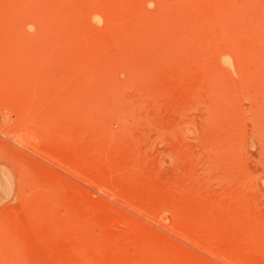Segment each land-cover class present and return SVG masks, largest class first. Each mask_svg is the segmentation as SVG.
Returning a JSON list of instances; mask_svg holds the SVG:
<instances>
[{
  "label": "rangeland",
  "instance_id": "374dc122",
  "mask_svg": "<svg viewBox=\"0 0 264 264\" xmlns=\"http://www.w3.org/2000/svg\"><path fill=\"white\" fill-rule=\"evenodd\" d=\"M263 89L264 0H0V264H264Z\"/></svg>",
  "mask_w": 264,
  "mask_h": 264
},
{
  "label": "bare ground",
  "instance_id": "6f19581e",
  "mask_svg": "<svg viewBox=\"0 0 264 264\" xmlns=\"http://www.w3.org/2000/svg\"><path fill=\"white\" fill-rule=\"evenodd\" d=\"M223 59H225V57H223ZM230 63V62H229ZM228 65V64H227ZM254 82V81H253ZM250 86H251V84H250ZM260 89H262V88H260ZM264 90V89H263ZM263 92V91H262ZM262 94V93H261ZM262 101V100H261ZM260 114V113H259ZM264 115V114H263ZM258 121V120H257ZM263 126H264V124H263ZM263 128V127H262ZM260 141V140H259ZM233 143V142H232ZM262 145V144H261ZM263 147V146H262ZM239 155V154H238ZM244 157H245V155H244ZM264 158V157H263ZM225 159V158H224ZM228 162V161H227ZM244 165V164H243ZM240 166V165H239ZM232 171V170H231ZM253 177V176H252Z\"/></svg>",
  "mask_w": 264,
  "mask_h": 264
}]
</instances>
